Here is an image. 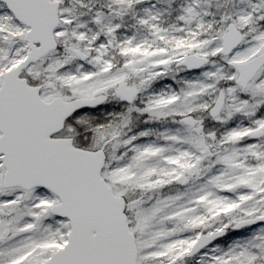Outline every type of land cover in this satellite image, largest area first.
I'll list each match as a JSON object with an SVG mask.
<instances>
[{
  "label": "snow or ice",
  "instance_id": "6c2138e0",
  "mask_svg": "<svg viewBox=\"0 0 264 264\" xmlns=\"http://www.w3.org/2000/svg\"><path fill=\"white\" fill-rule=\"evenodd\" d=\"M0 264H264V0H0Z\"/></svg>",
  "mask_w": 264,
  "mask_h": 264
}]
</instances>
